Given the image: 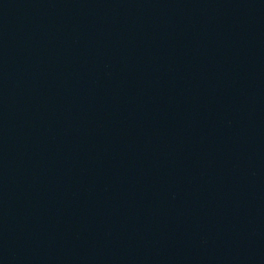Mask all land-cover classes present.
<instances>
[{"label": "water", "instance_id": "obj_1", "mask_svg": "<svg viewBox=\"0 0 264 264\" xmlns=\"http://www.w3.org/2000/svg\"><path fill=\"white\" fill-rule=\"evenodd\" d=\"M0 264H264V0H0Z\"/></svg>", "mask_w": 264, "mask_h": 264}]
</instances>
